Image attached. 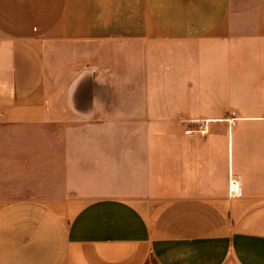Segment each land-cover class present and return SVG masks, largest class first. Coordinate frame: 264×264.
I'll return each instance as SVG.
<instances>
[{"label": "crops", "instance_id": "0c3cea01", "mask_svg": "<svg viewBox=\"0 0 264 264\" xmlns=\"http://www.w3.org/2000/svg\"><path fill=\"white\" fill-rule=\"evenodd\" d=\"M151 258L264 264V0H0V264Z\"/></svg>", "mask_w": 264, "mask_h": 264}, {"label": "built area", "instance_id": "2783aa9c", "mask_svg": "<svg viewBox=\"0 0 264 264\" xmlns=\"http://www.w3.org/2000/svg\"><path fill=\"white\" fill-rule=\"evenodd\" d=\"M233 114H235V112H233ZM233 119H235V118H233ZM235 120H233V121H231V122H233V123H235L234 122ZM229 189H230V193L233 195H242V190L239 188V186H238V182L235 180V179H233V180H231V182H230V184H229Z\"/></svg>", "mask_w": 264, "mask_h": 264}, {"label": "rangeland", "instance_id": "374dc122", "mask_svg": "<svg viewBox=\"0 0 264 264\" xmlns=\"http://www.w3.org/2000/svg\"><path fill=\"white\" fill-rule=\"evenodd\" d=\"M147 264H157V263L154 261V259L151 258V260H149V261L147 262Z\"/></svg>", "mask_w": 264, "mask_h": 264}]
</instances>
